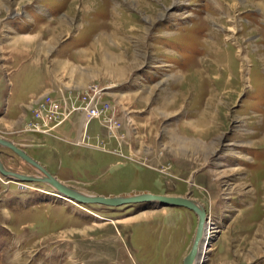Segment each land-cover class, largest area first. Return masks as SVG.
<instances>
[{
	"label": "rangeland",
	"instance_id": "rangeland-1",
	"mask_svg": "<svg viewBox=\"0 0 264 264\" xmlns=\"http://www.w3.org/2000/svg\"><path fill=\"white\" fill-rule=\"evenodd\" d=\"M0 57L2 80L23 79L0 96L1 137L84 194L198 201L197 264H264V0H0ZM36 71L58 85L36 89ZM0 158L44 173L2 143ZM197 223L0 173V264H183Z\"/></svg>",
	"mask_w": 264,
	"mask_h": 264
},
{
	"label": "water",
	"instance_id": "water-1",
	"mask_svg": "<svg viewBox=\"0 0 264 264\" xmlns=\"http://www.w3.org/2000/svg\"><path fill=\"white\" fill-rule=\"evenodd\" d=\"M0 143L5 144L12 148L15 152H17L20 156L24 157L26 160L33 162L34 164L38 165L40 168H43L45 173L43 178L40 176V178H37L35 180H44L48 184L54 183L57 186H60L63 188L70 196L75 198L78 201L82 202H102L107 203L111 205H117L124 202H139V201H156L159 205H174V206H185L192 210H194L196 213L199 214V222L197 226V233L194 239V243L189 251V253L184 258V264H191L195 254L197 252L199 238L202 234V228H203V222L207 218V212L204 210V206L201 205L198 201L192 199L190 196L187 195H174V194H162V193H153V192H138V193H131V194H119V195H102V194H84L81 192L72 191L68 187H65L55 176L51 175L49 171L35 158H33L30 154H28L24 149H22L20 146L15 144L13 141L6 139L4 137L0 136ZM0 170L3 173H9L12 172L7 169H3L1 167L0 163ZM11 174V173H10ZM16 177H29L28 174L25 173H13Z\"/></svg>",
	"mask_w": 264,
	"mask_h": 264
},
{
	"label": "crops",
	"instance_id": "crops-1",
	"mask_svg": "<svg viewBox=\"0 0 264 264\" xmlns=\"http://www.w3.org/2000/svg\"><path fill=\"white\" fill-rule=\"evenodd\" d=\"M21 47L22 48L18 49V50H20L22 52L25 49V47L22 46V45H21ZM0 60L3 62V58L0 57ZM32 63L34 64V66L38 67L39 63H37V61L36 62H32ZM6 65H7V63H5V62L2 63V65H0V91H1L0 92V96L3 98V99H1V100H3V102L6 101L7 103H9V100L12 99L10 97V95L13 92V88L17 85V80H18V84H20L23 79H22V75H21V68L20 69L15 68V69L10 71V75L11 76H10V79H9L10 80L9 83H7V81L5 82L4 80H2L1 79V74L5 75L4 78L5 77L8 78L7 77L8 71H6L7 70L6 68L8 66H6ZM26 65H28V63ZM24 70H25V68H24ZM25 73H26V75H30V76L32 74L30 72H25ZM33 74L36 76L35 77V80H36L35 87H36V89L39 88L40 90H43V89H46L45 87H49V86L54 87L55 85H58L57 76L55 75L54 72L51 73V76H49V79H47L46 77H43L42 75H44V74H41L38 71L34 72ZM59 87L62 88L60 85L58 86V88ZM6 91L10 92L9 97H7ZM34 91H35V88H34ZM34 91L29 90L27 98L30 97V99H32L34 97V94H35ZM20 100H23V97H21ZM7 105L8 104H4V106H7Z\"/></svg>",
	"mask_w": 264,
	"mask_h": 264
},
{
	"label": "bare ground",
	"instance_id": "bare-ground-1",
	"mask_svg": "<svg viewBox=\"0 0 264 264\" xmlns=\"http://www.w3.org/2000/svg\"><path fill=\"white\" fill-rule=\"evenodd\" d=\"M24 158V157H23ZM29 162H31V161H29ZM0 163H1V167L3 168V169H7L5 166H4V164H3V162H2V160H1V158H0ZM32 164H34L33 162H31ZM35 166H37L39 169H41L42 170V172H44V173H42L43 175H41L42 176V178H43V176H44V174L46 173L47 174V172H45L44 170H43V168H40L38 165H36V164H34ZM7 170H9V169H7ZM11 171V170H10ZM48 171V170H47ZM0 173L2 174V175H4L5 177H8V178H12V179H16V180H28V179H37V178H40V176H33V175H29V176H32L31 178H29V177H16L13 173H16V174H18L19 175V173L18 172H15V171H12V172H9V173H3V172H1V170H0ZM11 173V174H10ZM22 174V173H21ZM52 175V174H51ZM41 179V178H40ZM44 179V178H43ZM35 181H39V180H35ZM43 182H44V180H42ZM61 182V181H60ZM62 183V182H61ZM63 184V183H62ZM50 185H52L53 187H55V191H56V193H60V194H62L63 196H65L66 197V199H68V200H71V199H73V200H75V198H73L72 196H70L63 188H61L60 186H57L56 184H54V183H50ZM64 185V184H63ZM65 187H68V186H66V185H64ZM69 188V187H68ZM69 189H71V188H69ZM72 191H76V190H74V189H71ZM76 192H78V191H76ZM82 202V201H81ZM99 203H102V202H99ZM105 204H107V203H105ZM177 207V206H176ZM205 210V209H204ZM197 214V216H198V222H199V214L198 213H196ZM208 221H207V219L203 222V228H202V234H201V237L198 239L199 240V243H198V248H197V252H196V254H195V257H194V259H193V261H192V263L191 264H197L199 261H201V258H199V256H200V253H201V247L202 246H205V241H203V236H204V234H206L205 235V238H204V240L206 239V236H207V232L209 231V230H207V228L209 227V225L207 224V226H206V223H207ZM209 223V222H208ZM197 226H198V223H197ZM207 227V228H206ZM211 227V226H210ZM210 227H209V229H210ZM206 231V232H205ZM196 233H197V228H196ZM196 233H195V236H196ZM194 239H195V237H194ZM194 239H193V243H194ZM209 240V239H208ZM210 241V240H209ZM209 241H207V243H206V251H207V247H208V244H209ZM193 243H192V245H193ZM192 245H191V247H192ZM191 249V248H190ZM190 251V250H189ZM189 253V252H188ZM187 253V254H188ZM186 254V255H187ZM203 257H205V255L203 256ZM185 258V257H184ZM203 263V262H202ZM201 263V264H202ZM183 264H184V259H183Z\"/></svg>",
	"mask_w": 264,
	"mask_h": 264
},
{
	"label": "built area",
	"instance_id": "built-area-1",
	"mask_svg": "<svg viewBox=\"0 0 264 264\" xmlns=\"http://www.w3.org/2000/svg\"><path fill=\"white\" fill-rule=\"evenodd\" d=\"M40 110L41 111H44L45 110L44 106L41 105ZM88 112H89V114H93V112H95V109L94 108H91Z\"/></svg>",
	"mask_w": 264,
	"mask_h": 264
}]
</instances>
